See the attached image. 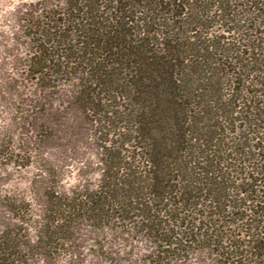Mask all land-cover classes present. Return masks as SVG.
<instances>
[{"label":"rangeland","instance_id":"374dc122","mask_svg":"<svg viewBox=\"0 0 264 264\" xmlns=\"http://www.w3.org/2000/svg\"><path fill=\"white\" fill-rule=\"evenodd\" d=\"M62 4V0H0V258L14 252L10 257L15 264H264V257L255 256L264 253V217L248 209L259 211L251 199L260 196L262 184L253 182L260 177L251 168L264 160L263 149L254 147L263 143L251 139L260 136L252 134L258 131L256 122L248 124L255 116L245 113L255 98L242 92L234 103L237 112L219 109L227 97L215 103L213 93L226 88L225 93L231 84L229 76L219 71L220 88L211 85L207 93L213 96L207 97L206 109L226 118L211 119L221 123L227 144L242 145L240 154L231 151V161L220 155L223 162L227 160L214 171L218 184L211 186L209 179L193 172L198 147H188L171 164L172 175H177L170 182L171 201L166 196L167 205L151 199L148 203L153 181L146 175L145 159L151 144H161L163 136L140 139L142 159H130V169L122 167L132 145H139L124 144L137 126L138 105L128 98L132 94L125 89L110 93L102 89L101 94L92 90L94 75L77 52L76 41L70 42L69 54L64 50L67 45L54 42L52 48L61 58L54 57L49 68L34 74L39 71L31 65L32 35L38 31L35 19L48 23L51 12L61 13ZM242 13L236 8L235 14ZM237 26L227 30L212 21L209 33L240 50L246 39L239 38L249 36V43L260 46L256 55L260 62L248 63L249 68L264 70V24ZM218 57L208 64L218 62ZM256 69L247 78L254 80L247 91L263 88L259 83L264 85V77ZM117 78L122 83L123 75ZM98 98L104 100L96 106ZM259 99L264 104V97ZM161 152L171 156L166 149ZM176 164L186 165L185 172ZM169 173L166 170L164 176ZM138 202L154 208L149 222L140 206L135 207ZM164 207L165 213H156ZM160 238L175 244L166 246Z\"/></svg>","mask_w":264,"mask_h":264},{"label":"trees","instance_id":"16d2710c","mask_svg":"<svg viewBox=\"0 0 264 264\" xmlns=\"http://www.w3.org/2000/svg\"><path fill=\"white\" fill-rule=\"evenodd\" d=\"M62 1L61 13L51 12L53 14L48 17V23H43L40 18L35 19L38 31L32 35L35 38L31 65L38 67L39 71H34V74L49 68L47 63L54 57L61 58L58 51H55L57 49L52 48L54 42L62 47L67 45L68 48L64 50L69 54L72 53L70 42L76 41L75 46L79 50L77 52L90 64L91 73L94 75L92 90L98 89L101 94L102 89L106 93L125 89L132 94L128 98L130 102L138 105L135 113L137 126L130 131L133 135H129L124 144L138 141L139 145H132V154L126 157L129 160L122 163V167L130 169L135 158H138V162L142 159V153H139L143 148L140 139L145 140L149 134L163 136L161 144H151L149 155L145 159L149 168L146 175L153 181L148 203H151V199L160 205H167L166 196H169L171 201L173 186L170 182L175 181L177 177L172 175L174 170L171 164L176 163L179 155L188 147H198V160L194 163L193 172H197L203 180L209 179L211 186L218 184V176H213V173L220 169L223 162L220 155L226 154L229 156L227 159L231 161V151L234 155L240 154L242 145L235 147L227 144L224 130L219 125L221 123L211 119L224 116L206 109L209 97L207 92L211 85L216 84L217 90L220 88L219 71L229 76L231 83L225 93L223 92L226 88L222 93L217 91V95L213 93L216 96L215 101L220 100L223 95L227 97L224 101L221 99L219 109L229 108L230 114L237 112L235 108L239 106L234 103L240 100L242 92L250 95L249 99L255 98L247 104L245 113H253L255 116L248 124L255 121L254 125L258 131L255 130L252 134L257 132L260 136L251 139L256 138L263 143L254 147L263 149L264 158V119H261L263 111L260 107H264V104L259 99L264 97V85L261 82L259 84L262 89L247 91L254 81L248 82L250 72L257 68L256 72L261 74L259 77H264V70L258 67L249 68L248 64H259L260 60L256 55L260 46L249 43L248 36L239 38L242 42L246 39V44L241 45L243 50L230 45L227 47V42L215 39L209 33L212 21L226 25L227 30H235L239 23L245 22H250L251 26L264 24V0ZM236 8L242 10L243 17L235 14ZM55 15H58L57 18ZM242 28L243 25H240L238 30L241 31ZM234 52L240 55L233 57ZM216 55L219 56V61L208 64ZM119 74L123 75L122 83L118 82ZM114 98L118 97L113 96ZM102 100L104 98H98L97 103L93 104L99 106ZM145 108L149 109L148 115ZM244 118L247 124V117ZM162 149L170 151L171 156H164ZM176 165L185 172L186 165ZM166 170L170 173L164 176ZM251 170L259 175L260 178H254L253 182L259 181L262 190L257 191L260 196L256 200L251 199V202L256 201L255 207L259 211H253L250 207L248 209L257 217H264V160ZM188 193L190 195V192ZM164 200H167L166 203ZM143 203L138 202L135 207L140 206V210L146 213L145 221L149 222L152 220L149 212L154 208L146 202L147 206L141 207ZM164 210L165 207L155 211L160 214ZM159 240L166 246L172 243L164 238ZM262 246L263 243H260L258 248L261 249ZM13 254L14 252H10L2 256L0 264H15V260L10 257ZM255 256L263 258L264 253H255Z\"/></svg>","mask_w":264,"mask_h":264}]
</instances>
